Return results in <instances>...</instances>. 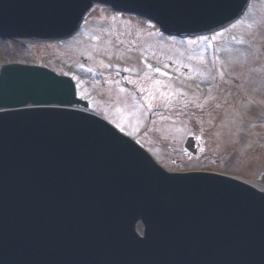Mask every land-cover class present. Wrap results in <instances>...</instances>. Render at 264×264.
<instances>
[{"label":"rangeland","instance_id":"1","mask_svg":"<svg viewBox=\"0 0 264 264\" xmlns=\"http://www.w3.org/2000/svg\"><path fill=\"white\" fill-rule=\"evenodd\" d=\"M253 4L256 6V10L249 11L247 15L241 20V22H239L238 27L241 30L240 36H243L244 38L247 37L248 39L250 37L254 38L258 44L264 45V21L262 22L260 20V15L264 14V0H253ZM258 10H260V13L255 15L256 13L254 12H257ZM105 11L100 10L97 13H94V11L91 12L89 16H87L86 22L81 28L80 33L75 38H73L71 42L65 43V46H61L59 50H57V47H54L53 45L39 47L47 50V52L40 54L38 51H35L37 52L35 53V57L37 58L36 60L41 62L44 61L47 66L50 68L54 67L56 69L60 67L64 68L62 65L64 64L69 72L74 71L76 74L80 75L83 78L81 80L82 87L84 86V88H87L90 95L93 96V102H91L93 107H98L101 110L100 114L103 116L109 115L113 119H116V123L133 136L137 135V137H141L144 142L148 144L150 150H152V152L155 153L163 163L168 164L171 169L210 167L214 169L217 168L225 172L228 171L231 174L239 175L245 179L249 178L255 180L256 176L261 174L263 171L262 162L264 159V152H254V154L242 153V155L239 157L238 151L236 152L235 150L238 146H236L237 142L241 139H236L237 135L240 134L237 132V130H234L235 127L230 126V128L227 127L228 130L224 129L223 132L225 133L221 141H212V136L209 135L208 137V133L200 130L198 127L196 129H192L190 123L187 120H185L187 127L185 128L184 132H176L174 129L171 134H169L166 132V128H168L166 126H171L170 123L173 122V117H170L169 119H162L163 123H161V120L156 119V121L154 120L151 123L152 125L149 128V131H152L154 134H161V129L163 128V130L165 129V134H169V136L176 139L174 142L168 141L167 139L160 140L156 135L151 134L149 131H142L146 127L145 124H142L144 120V115L141 114L142 110H140L141 113L138 114V117L132 118L129 115L121 114V110L114 106L116 104L115 99H104L103 95L108 96L109 93L105 90L102 91L99 89L100 87L97 85L99 84L97 82L98 78L93 71L85 66V62L88 60L90 61L89 63H91L92 60H101V67L106 65H109V67L123 66L126 69L142 67L148 69L147 71L149 72L156 70L163 72L167 75L171 83L178 85L177 87L182 89L183 92L191 95L192 93H198L199 91L206 89L207 86L209 87L207 76H204V78L201 77V79H192L193 74L190 70L185 73L183 70L187 69H178L177 67L168 66L167 63L171 62L174 53L177 55L184 54L181 48L182 44H179L176 41H168L163 38L158 39L152 37L150 39V36L153 35L152 32L154 31V28L150 25L148 26L145 23V25H143L134 19H128L122 16L120 22L114 23L112 22L115 18L114 15L108 14ZM101 33H104V35H101ZM111 35H115L117 37V41L122 42L123 40H126V44L129 43V48L123 49L122 46L120 47L115 43V50L112 51V49L109 47V44L112 42L113 38ZM221 35L222 34H220V36ZM115 36L113 38L114 40ZM134 42L146 45L145 47H148V50L139 53L137 50L133 49V44L131 43ZM100 48L102 49L100 50ZM62 52L67 53H63V56H59V54H62ZM198 56L199 57L190 55L187 58L190 59L191 57L203 62L202 53H200ZM33 57V55L31 56L26 51L21 50L16 44L0 42L1 64H3V62L13 61L30 64L34 63ZM230 58L232 61L235 59L234 55L232 56V53H225L226 61H229ZM248 62L249 61L242 60L241 58L236 62L238 65H232L230 70L233 71V75L247 76L246 65ZM89 63L87 62V64ZM94 87L95 90L98 91V94H94ZM250 89L255 94L259 95V92L254 89L253 85L251 88L247 87L246 90L249 92ZM218 91L219 92L217 95H214V98L212 97V102L207 105L211 106L210 109H212L213 106V110L217 113L215 115L217 119H220L221 117L220 114L218 115L217 110H222V108H225L230 112L234 111L233 113L235 116L241 113L239 109L242 108V104H237L236 106L234 105L230 108L231 103L229 104L228 102H225L228 100L225 96L227 93L233 92L230 94V96H233L232 98H235L236 100L240 98V102H243V99L246 98L245 92L240 94L238 91L229 89L227 93H224V89H222L221 96L223 95V98L218 100L217 97L221 92L220 89ZM158 93L160 94L159 100L158 98L153 100V103L150 105L151 109L155 106L162 105L165 101L171 100V96L166 94L164 91ZM228 101L232 102L231 100ZM176 108L177 105H174L169 112H172ZM244 109L248 115L253 113L251 107H246ZM214 119L215 117H213L210 122L205 124V127H207L208 131L215 124V122H213ZM233 119L234 118H232V120ZM187 131L194 132V135L191 136H193L196 140L199 138L203 144L204 150L207 151L204 157L206 159L216 161L214 165H202L198 163L195 165L192 161L187 160V152L183 148V142L188 136ZM233 131L236 133L234 136H232ZM202 132L203 134H201ZM232 141L234 142V145L231 144ZM217 149L219 153L216 152ZM205 158H203V160H205ZM171 159H174L177 162L176 167H174L169 162Z\"/></svg>","mask_w":264,"mask_h":264},{"label":"water","instance_id":"2","mask_svg":"<svg viewBox=\"0 0 264 264\" xmlns=\"http://www.w3.org/2000/svg\"><path fill=\"white\" fill-rule=\"evenodd\" d=\"M37 1L38 3L40 2V9L42 11V16L46 17V18H50V17H54L58 23L54 24V28L58 29L60 27V17L64 14L65 10L60 8V4L56 5V0H34ZM166 0H158V2L160 4H167V5H171V9H168L166 12V16L168 17L169 13H176L180 14H188L191 13V17L193 18H208V16L211 15V11H212V6H208L204 7L199 5V3L197 5H195L196 0H189V3L191 4H185V2H187V0H168L166 3ZM10 0H6V3H9ZM219 5V4H218ZM217 5V6H218ZM32 6V5H30ZM216 6V7H217ZM220 8V7H219ZM218 11V9H217ZM74 15V13H71V17ZM188 18V17H187ZM186 18V19H187ZM30 32V31H28ZM30 35V34H27ZM43 36H50L49 34H41ZM40 34H38V36H41ZM53 35H58V33H54ZM5 70V67L2 69V72ZM64 97L61 99V96L59 95H46L44 94L43 99L48 100L50 102H54V101H59L60 99L62 100L60 102V104H72L74 103V100L72 98L73 96V88H67L64 90L63 92ZM27 96H29V94H27ZM133 240V239H132Z\"/></svg>","mask_w":264,"mask_h":264},{"label":"bare ground","instance_id":"3","mask_svg":"<svg viewBox=\"0 0 264 264\" xmlns=\"http://www.w3.org/2000/svg\"><path fill=\"white\" fill-rule=\"evenodd\" d=\"M245 15H246V13H245ZM80 28H81V26H80ZM81 30V29H80ZM80 30H79V32H80ZM257 187H259V188H264V184H262V183H260V182H257L256 184H255Z\"/></svg>","mask_w":264,"mask_h":264}]
</instances>
